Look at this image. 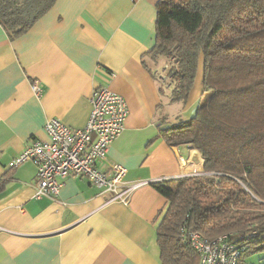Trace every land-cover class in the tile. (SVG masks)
Returning <instances> with one entry per match:
<instances>
[{
  "label": "crops",
  "instance_id": "0c3cea01",
  "mask_svg": "<svg viewBox=\"0 0 264 264\" xmlns=\"http://www.w3.org/2000/svg\"><path fill=\"white\" fill-rule=\"evenodd\" d=\"M160 0H55L24 35L0 25V264H159L156 228L179 179L201 174L199 151L168 144L160 130L192 115L198 71L186 104L171 102L154 77ZM33 80L42 87L36 97ZM107 84L128 116L107 158L122 165L124 185L147 182L125 201L81 177H68L56 200L34 196L36 167L10 168L31 138L47 141L55 117L82 128L89 96ZM197 92V93H196ZM171 107L175 111L168 112Z\"/></svg>",
  "mask_w": 264,
  "mask_h": 264
},
{
  "label": "trees",
  "instance_id": "16d2710c",
  "mask_svg": "<svg viewBox=\"0 0 264 264\" xmlns=\"http://www.w3.org/2000/svg\"><path fill=\"white\" fill-rule=\"evenodd\" d=\"M54 2L0 0V25L16 39ZM158 7L148 56L154 63L174 60L167 71L171 102L186 104L202 62L201 94L192 115L176 117L160 136L197 149L204 159L203 172L179 179L159 212V264H199L181 237L183 225L208 240L228 234L242 252L251 243L262 248L264 0H160ZM5 185L0 178V193Z\"/></svg>",
  "mask_w": 264,
  "mask_h": 264
},
{
  "label": "built area",
  "instance_id": "2783aa9c",
  "mask_svg": "<svg viewBox=\"0 0 264 264\" xmlns=\"http://www.w3.org/2000/svg\"><path fill=\"white\" fill-rule=\"evenodd\" d=\"M167 61L168 70L176 65L173 59ZM154 77L160 86H166V81L170 79L156 71ZM39 84L37 80L31 84V91L36 97L42 94ZM89 105L90 113L82 128H70L55 117L49 118L44 124L48 140L31 138L20 154L8 163L10 168L25 162L35 165L36 181L33 186L36 198L56 200L63 180L68 177L87 179L102 194H108L111 201H125L133 189L147 183L124 185L125 168L107 158L108 149L122 132L128 116L124 98L105 84L92 91ZM181 237L189 241L199 257V264H237L243 250L231 241L228 234L208 240L196 230L188 231L183 225Z\"/></svg>",
  "mask_w": 264,
  "mask_h": 264
},
{
  "label": "rangeland",
  "instance_id": "374dc122",
  "mask_svg": "<svg viewBox=\"0 0 264 264\" xmlns=\"http://www.w3.org/2000/svg\"><path fill=\"white\" fill-rule=\"evenodd\" d=\"M168 64L169 63H168L167 59L164 58L163 60H161V62H159L157 64V66L155 67L156 69H154V71H156V73L160 72L161 74L166 76L167 71H168V68H167ZM201 65H202V62L200 61L199 72H201ZM165 66H166V68H165ZM166 83H167L166 86L162 85L161 87L163 88L165 93L170 94V91H171L173 85L170 84L168 80L166 81ZM198 84H199V87H198L197 92H199V90L201 88L200 87V79L198 80ZM180 104L184 105V103H182V102ZM173 111H175V107H171L168 112H173ZM239 264H264V246H262V248H260V247L256 246V244H253V243L249 244L247 247V250H245L241 253V256L239 258Z\"/></svg>",
  "mask_w": 264,
  "mask_h": 264
}]
</instances>
